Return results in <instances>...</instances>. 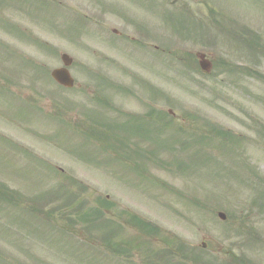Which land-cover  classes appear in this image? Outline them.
<instances>
[{"label": "rangeland", "instance_id": "obj_1", "mask_svg": "<svg viewBox=\"0 0 264 264\" xmlns=\"http://www.w3.org/2000/svg\"><path fill=\"white\" fill-rule=\"evenodd\" d=\"M0 16L56 51L0 26V183L18 202L0 205V264H195L179 243L206 264H264V198L251 203L264 190V0H0ZM177 16L193 23V39L172 32ZM62 52L73 58L70 89L46 73ZM198 52L214 62L207 74L183 60ZM148 103L154 121L125 115ZM93 117L125 133L122 151L108 150ZM207 123L238 140L221 141ZM203 136L183 150L174 141ZM128 145L149 152L132 159Z\"/></svg>", "mask_w": 264, "mask_h": 264}, {"label": "water", "instance_id": "obj_2", "mask_svg": "<svg viewBox=\"0 0 264 264\" xmlns=\"http://www.w3.org/2000/svg\"><path fill=\"white\" fill-rule=\"evenodd\" d=\"M198 58H199L200 67L205 71H209L210 66H211L210 63L204 59L202 54H198ZM62 61H63L64 67L52 70L51 76L59 84L66 86V87H71L73 84V79L71 78L66 67L71 64L72 60H71V58H69L67 55L64 54V55H62ZM218 216L221 219L225 218V215L223 213H218Z\"/></svg>", "mask_w": 264, "mask_h": 264}, {"label": "trees", "instance_id": "obj_3", "mask_svg": "<svg viewBox=\"0 0 264 264\" xmlns=\"http://www.w3.org/2000/svg\"><path fill=\"white\" fill-rule=\"evenodd\" d=\"M222 134L224 135L223 136L224 138H228L230 141H234V136L233 135H231V134H229L227 132H224ZM105 146H110L113 149L111 144H105ZM10 197H14V196L11 194ZM9 199L13 201L14 198H9ZM133 219L137 223V226L139 228H141V227L145 228V226H143V225H145L146 223H144L141 219H137V218H133ZM148 233L149 232H145L143 234H148ZM176 249L181 253L183 258L185 257L184 259H191L196 264H206V262H204V260L202 259L201 254L192 252V248H190L191 250L188 249L187 252H185L186 249H184V246L183 247L182 246H177ZM182 249H183V251H182ZM168 253H170V252L166 251V254H164L165 258L167 257ZM200 260H202V263H199ZM178 264H183V263H178ZM209 264H211V263H209Z\"/></svg>", "mask_w": 264, "mask_h": 264}, {"label": "flooded vegetation", "instance_id": "obj_4", "mask_svg": "<svg viewBox=\"0 0 264 264\" xmlns=\"http://www.w3.org/2000/svg\"><path fill=\"white\" fill-rule=\"evenodd\" d=\"M94 4H96V3L94 2ZM99 5H100V4H99ZM24 6H25V8H26L25 10H26L27 12H29L30 15H32L31 12H30V8H28L27 5H25V4H24ZM100 6H101V8H102L103 10L105 9L104 6H102V5H100ZM101 8H100V11L102 10ZM28 10H29V11H28ZM104 12H105V11H104ZM33 16H34V15H33ZM37 16H38V15L36 14V16H35L36 21L39 20V17H37ZM23 41H38V39H37V37L27 35V36H26V39L23 40ZM103 60L106 61V60H109V59H107V57H104Z\"/></svg>", "mask_w": 264, "mask_h": 264}]
</instances>
